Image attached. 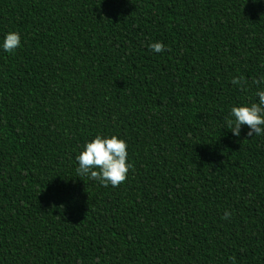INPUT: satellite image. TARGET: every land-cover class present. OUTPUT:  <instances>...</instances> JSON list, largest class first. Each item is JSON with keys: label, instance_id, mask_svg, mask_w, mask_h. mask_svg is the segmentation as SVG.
I'll list each match as a JSON object with an SVG mask.
<instances>
[{"label": "trees", "instance_id": "trees-1", "mask_svg": "<svg viewBox=\"0 0 264 264\" xmlns=\"http://www.w3.org/2000/svg\"><path fill=\"white\" fill-rule=\"evenodd\" d=\"M9 31L0 264H264V135L226 125L264 89V0H0ZM96 135L118 187L77 176Z\"/></svg>", "mask_w": 264, "mask_h": 264}, {"label": "clouds", "instance_id": "clouds-1", "mask_svg": "<svg viewBox=\"0 0 264 264\" xmlns=\"http://www.w3.org/2000/svg\"><path fill=\"white\" fill-rule=\"evenodd\" d=\"M20 43L19 33L9 31L4 35L0 46L5 52L12 53L20 47ZM149 48L155 53L165 51V45L159 41L151 43ZM231 83L239 84L243 90L247 81L243 76H239L233 77ZM254 83L264 85V79L255 80ZM255 95L258 102L231 108V118L227 119L226 125L234 136H240L242 125L248 127L249 131L246 134L248 137L264 135V89L258 90ZM127 158V144L124 140L116 135L111 137L96 135L90 142H85L82 151L76 156L77 176L99 181L104 187L109 185L118 187L126 181L129 169L133 167L127 162ZM230 217L231 213L225 211L222 219L227 220Z\"/></svg>", "mask_w": 264, "mask_h": 264}]
</instances>
